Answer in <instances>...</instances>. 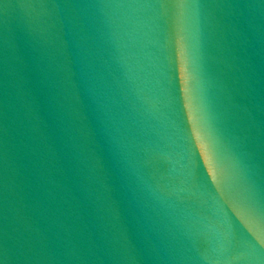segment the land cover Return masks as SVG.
I'll use <instances>...</instances> for the list:
<instances>
[{
    "label": "water",
    "instance_id": "1",
    "mask_svg": "<svg viewBox=\"0 0 264 264\" xmlns=\"http://www.w3.org/2000/svg\"><path fill=\"white\" fill-rule=\"evenodd\" d=\"M0 264H264V0H0Z\"/></svg>",
    "mask_w": 264,
    "mask_h": 264
}]
</instances>
